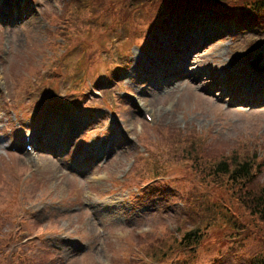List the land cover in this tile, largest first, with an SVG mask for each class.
<instances>
[{"label": "rangeland", "instance_id": "374dc122", "mask_svg": "<svg viewBox=\"0 0 264 264\" xmlns=\"http://www.w3.org/2000/svg\"><path fill=\"white\" fill-rule=\"evenodd\" d=\"M166 1L0 0V264L264 254V19Z\"/></svg>", "mask_w": 264, "mask_h": 264}, {"label": "trees", "instance_id": "16d2710c", "mask_svg": "<svg viewBox=\"0 0 264 264\" xmlns=\"http://www.w3.org/2000/svg\"><path fill=\"white\" fill-rule=\"evenodd\" d=\"M171 6L174 7H191L199 4H209L210 6H220L235 2L238 5V13L242 17H251L249 20L257 21L258 18L264 19V0H167ZM258 168V165H257ZM259 170V169H258ZM256 165L254 166L249 160H243L241 162L228 163L226 161H218L215 164V171L220 173L230 181V183L238 184L239 189L242 186H247L252 182L255 177ZM253 189L251 186L246 190V193L239 196L241 204L246 208L252 216L258 219L261 223H264V185L256 192H248ZM199 237L197 231L185 232L182 241L187 244L195 241ZM249 264H264V254H257L250 259Z\"/></svg>", "mask_w": 264, "mask_h": 264}, {"label": "bare ground", "instance_id": "6f19581e", "mask_svg": "<svg viewBox=\"0 0 264 264\" xmlns=\"http://www.w3.org/2000/svg\"><path fill=\"white\" fill-rule=\"evenodd\" d=\"M160 41V39H158Z\"/></svg>", "mask_w": 264, "mask_h": 264}]
</instances>
